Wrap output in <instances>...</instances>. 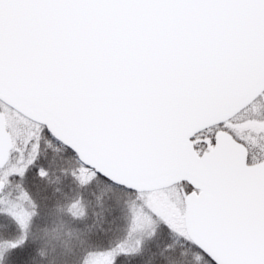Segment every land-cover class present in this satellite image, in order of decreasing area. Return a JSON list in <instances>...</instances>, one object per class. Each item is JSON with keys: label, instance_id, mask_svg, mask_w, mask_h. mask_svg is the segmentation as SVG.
<instances>
[{"label": "snow or ice", "instance_id": "1", "mask_svg": "<svg viewBox=\"0 0 264 264\" xmlns=\"http://www.w3.org/2000/svg\"><path fill=\"white\" fill-rule=\"evenodd\" d=\"M0 264H264V0H0Z\"/></svg>", "mask_w": 264, "mask_h": 264}]
</instances>
